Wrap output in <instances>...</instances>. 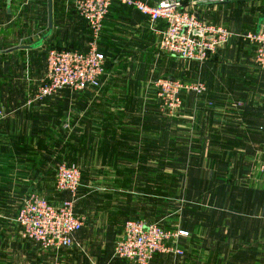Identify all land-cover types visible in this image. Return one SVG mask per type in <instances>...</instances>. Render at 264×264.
Returning a JSON list of instances; mask_svg holds the SVG:
<instances>
[{
  "label": "crops",
  "instance_id": "0c3cea01",
  "mask_svg": "<svg viewBox=\"0 0 264 264\" xmlns=\"http://www.w3.org/2000/svg\"><path fill=\"white\" fill-rule=\"evenodd\" d=\"M41 1L0 0V23L3 24L0 43L13 37L15 17L34 15V6ZM46 1L47 30L42 37L26 41L21 38L16 45L8 47L0 45L1 69L22 65L24 70L15 81L23 86L0 90V108L6 114L0 122V264H17L14 260L20 254L31 256L32 263H35L34 256H42L22 243L26 240L20 238L15 217L29 194L57 199L50 173L67 155L75 156V161L78 158L114 161L130 158V150L146 145L141 139L133 141L132 137L133 132L142 135L141 116L147 111L159 114L155 91L149 85L152 74L158 72L152 69L156 66L162 71H169L171 67L169 75L173 79L205 85L206 92L201 96L182 93L183 108L172 122L177 129L192 133L193 147L206 160L233 163L236 171L241 172L251 158H264V71L255 66V45L245 38L264 24V0H176L195 11L202 20L222 26L231 34L229 41L202 64L158 55L154 50L158 36L149 30L146 16L115 4L103 21L102 50L99 42L100 52L108 56L101 87L96 91L64 90L52 97H38L33 86L45 70L46 49L70 48L85 52L89 42L88 38L84 44V30H88L76 15L73 0H52L51 34L41 46L27 48L48 32ZM55 10L64 16L65 22L67 13H73L67 22L70 28L64 40L56 37ZM137 46L148 56L144 51H137ZM125 55L128 58L124 59ZM119 67H125L127 73L115 74V69L120 72ZM7 75L4 82L13 79L11 74ZM105 224L113 227L110 222ZM92 234L95 230L85 229L76 238L83 240ZM67 251L59 252L55 257L57 263L69 264ZM101 253L98 258L106 256L108 262L103 264H110L108 254L104 250ZM42 258V264H52L53 258L45 256V252ZM111 264L119 263L112 261Z\"/></svg>",
  "mask_w": 264,
  "mask_h": 264
},
{
  "label": "rangeland",
  "instance_id": "374dc122",
  "mask_svg": "<svg viewBox=\"0 0 264 264\" xmlns=\"http://www.w3.org/2000/svg\"><path fill=\"white\" fill-rule=\"evenodd\" d=\"M150 3L156 2L150 0ZM34 8L32 16L19 19L15 17L14 22L17 23H14L13 37L10 41L1 42V46H13L21 38L26 41L38 39L45 34L47 1L36 3ZM128 9L138 12L134 8ZM67 15L69 22L73 13ZM146 19L149 30L158 36L154 50L158 55L170 57L159 50V35L152 30L147 17ZM67 22L55 10L58 40H64L68 36L70 27L66 26ZM161 23L164 22H159L156 29H163ZM0 25H3L2 22ZM88 38L89 31L84 30V44ZM102 42L100 41L101 50ZM135 49L144 51L148 56L139 46ZM126 58L127 55L124 59ZM152 69L158 71L152 74L149 83L154 91L153 84L157 80L173 79L169 75L171 67L169 71H162L158 66ZM116 70L115 74L127 73L125 67H119L120 72ZM23 71L22 65L8 66L4 70L0 67V90L3 87L15 89L23 86L15 82L24 74ZM7 74H11L13 79L4 82L9 77ZM45 76L46 62L44 72L32 87L35 92H39ZM183 83L186 84L184 81ZM155 99L159 114L147 111V114L141 116L142 135L140 132H133L132 137L133 141L141 139L146 145L141 148L135 146L130 150V158H115L114 161L112 158H78L75 161V156L69 154L65 157L63 162L76 166L81 173L80 186L74 193L75 202L72 205L73 216L83 221V227L77 234L85 229L95 230V234L83 240H78L75 236L76 247L45 252V256L53 258L52 264H59L55 257L59 252L68 250L66 253L69 264L106 263V256L98 258L102 254L101 250L109 256L110 247L113 251L115 244L122 238L124 223L132 220L156 225L170 234L169 240H175L170 241L169 245L176 250L158 253L148 264H264V158H251L252 161L245 163L241 172L236 171L233 163L209 162L193 147L192 133L173 125L172 121L178 118V114L170 116L161 113L158 108L160 104ZM137 113L140 111L134 114ZM115 161L119 162L114 164ZM57 166L50 173L52 179L55 178ZM39 195L53 204L71 199L68 193H56V200ZM109 222L113 227L105 226ZM22 243L34 252L39 251L42 256H34L35 263H32L31 256L20 254L14 262L42 264L44 252L32 241ZM112 261L128 263L111 259L110 255V264Z\"/></svg>",
  "mask_w": 264,
  "mask_h": 264
},
{
  "label": "built area",
  "instance_id": "2783aa9c",
  "mask_svg": "<svg viewBox=\"0 0 264 264\" xmlns=\"http://www.w3.org/2000/svg\"><path fill=\"white\" fill-rule=\"evenodd\" d=\"M224 0H209L222 2ZM76 15L85 22L89 31V42L85 52L70 48L46 49V76L37 92L38 97H52L64 90L71 92L96 91L106 74V57L99 50L103 21L114 4L134 8L149 20L154 32L159 35L160 51L181 61L199 64L225 45L231 34L222 26L202 20L198 14L176 0H73ZM159 22L163 29H156ZM255 45L254 64L264 71V24L253 34L245 37ZM159 111L173 116L183 108L182 93L201 96L206 87L200 82L166 79L153 84ZM6 114L0 108V121ZM81 182L80 170L67 163L57 166L54 189L58 194L68 193L69 201L53 204L38 194L27 195L15 217L20 238L34 242L42 252L76 247V234L82 229L83 221L72 214L73 197ZM169 233L156 225L128 220L124 223L122 238L112 251V259L148 264L162 252L174 251L169 244Z\"/></svg>",
  "mask_w": 264,
  "mask_h": 264
},
{
  "label": "water",
  "instance_id": "95a60500",
  "mask_svg": "<svg viewBox=\"0 0 264 264\" xmlns=\"http://www.w3.org/2000/svg\"><path fill=\"white\" fill-rule=\"evenodd\" d=\"M9 1V0H7ZM48 32L46 33V35L35 45H33L32 47H27V48H36L38 46H41L42 42L47 39V37H49V35L51 34V30H52V0H48Z\"/></svg>",
  "mask_w": 264,
  "mask_h": 264
}]
</instances>
